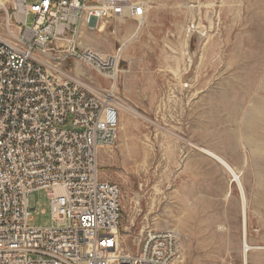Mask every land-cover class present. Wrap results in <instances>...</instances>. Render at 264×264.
I'll use <instances>...</instances> for the list:
<instances>
[{"label":"rangeland","instance_id":"374dc122","mask_svg":"<svg viewBox=\"0 0 264 264\" xmlns=\"http://www.w3.org/2000/svg\"><path fill=\"white\" fill-rule=\"evenodd\" d=\"M137 1L143 16L76 33L80 48L121 46L112 78L63 63L118 110L98 168L119 188L120 248L135 254L140 231L169 230L177 264H264V0ZM17 31L0 11V37ZM29 200L28 226H49L44 192Z\"/></svg>","mask_w":264,"mask_h":264},{"label":"built area","instance_id":"2783aa9c","mask_svg":"<svg viewBox=\"0 0 264 264\" xmlns=\"http://www.w3.org/2000/svg\"><path fill=\"white\" fill-rule=\"evenodd\" d=\"M0 11L6 27L18 30L0 37V264H177L169 230H142L135 254L121 250L119 188L98 168L100 150L117 142L118 110L108 90L91 92L63 68L75 60L112 78L121 46L109 53L80 48L76 33L141 17L144 4L0 0ZM65 124L70 128H60ZM39 191L50 225L35 228L28 226L29 198Z\"/></svg>","mask_w":264,"mask_h":264},{"label":"bare ground","instance_id":"6f19581e","mask_svg":"<svg viewBox=\"0 0 264 264\" xmlns=\"http://www.w3.org/2000/svg\"><path fill=\"white\" fill-rule=\"evenodd\" d=\"M79 72V68L77 69V73ZM222 160V159H221ZM220 162V161H219ZM223 164L225 165V167L229 170V171H231L232 172V169L223 161ZM230 172V173H231ZM234 173V172H233ZM235 174V173H234ZM233 174V175H234ZM243 210V209H242ZM246 246H248L247 244H246ZM249 247V246H248ZM245 248V247H244Z\"/></svg>","mask_w":264,"mask_h":264}]
</instances>
